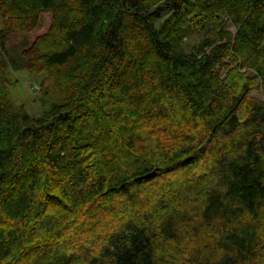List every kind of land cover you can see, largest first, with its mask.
I'll return each instance as SVG.
<instances>
[{
  "label": "trees",
  "instance_id": "obj_1",
  "mask_svg": "<svg viewBox=\"0 0 264 264\" xmlns=\"http://www.w3.org/2000/svg\"><path fill=\"white\" fill-rule=\"evenodd\" d=\"M259 81L264 0H0V264H264Z\"/></svg>",
  "mask_w": 264,
  "mask_h": 264
},
{
  "label": "rangeland",
  "instance_id": "obj_2",
  "mask_svg": "<svg viewBox=\"0 0 264 264\" xmlns=\"http://www.w3.org/2000/svg\"><path fill=\"white\" fill-rule=\"evenodd\" d=\"M53 15L45 13L41 16L38 27L27 35L13 36L8 44L9 53L15 59H18L24 50L31 47L38 38L48 34L52 25ZM228 30L235 33L232 25L228 26ZM198 42L195 33L185 34L183 38L184 48L190 50ZM230 68V67H229ZM232 70V69H231ZM246 71L244 70L243 73ZM229 73V72H228ZM223 77L227 75V71L222 70ZM45 73L32 74L27 70L7 71V79L9 86V96L14 105L24 108L28 113L39 116L49 110L53 105L62 104V99L58 93L51 92L49 95L43 93V86L47 80ZM257 87L251 94V97L264 103V87L259 81Z\"/></svg>",
  "mask_w": 264,
  "mask_h": 264
}]
</instances>
